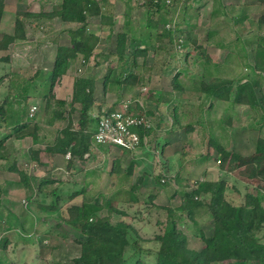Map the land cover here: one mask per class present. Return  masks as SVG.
I'll list each match as a JSON object with an SVG mask.
<instances>
[{
    "label": "rangeland",
    "instance_id": "374dc122",
    "mask_svg": "<svg viewBox=\"0 0 264 264\" xmlns=\"http://www.w3.org/2000/svg\"><path fill=\"white\" fill-rule=\"evenodd\" d=\"M130 1L131 3L129 2V5H126L125 2L123 3V0H107L108 8L102 11L101 17H88L84 36H92L94 39H100L99 41H101V43L97 48L91 47L85 43L78 44L71 42L69 33L80 27L78 23H66L56 17L52 20H47L45 18L32 20L26 19L20 15V13H51L59 9L61 0L4 1L6 9H4V13L0 20V104L5 100L16 103L20 95H22L27 97L26 104L29 109L32 106L36 107L34 119L28 118L29 120H33L29 122L27 128L17 130L16 133H33L34 131L31 125L33 123L40 124L44 120L46 121L45 129H42L40 135L43 134L47 137L50 135L48 130H46V126L48 124L52 129L54 127L53 123L48 119L49 115L47 112H51L52 109L50 110V108L54 109L55 105L54 100L48 101L45 95L49 87H51L50 93L54 95L55 99H57V97H59V99L60 97L68 99L73 85V79L77 77V66L80 67L82 61L85 59L84 55L90 53L88 58L90 61L88 65L89 71L87 70V73L94 69V63H98L92 75L96 77V80L98 79L95 88V96L96 100L99 99L97 102H103L100 111L114 107L116 105L115 103H118L119 100L124 98L136 97V95H139L137 93L140 89L146 88L147 92L146 94L143 92V99L148 109V115L156 118L159 114H155V112L163 108L166 109V112H164L166 116L171 117V121L174 123L173 126L163 119L164 122L160 124V131L154 133V140H156L158 137H162V134H159L162 129L165 130V128L167 129L171 126L175 127L172 113L171 115H169V113L173 111V107L176 104L171 102V100H174V97L177 95L175 98L177 102L181 103V106L184 102L185 106L181 107V116H177L179 118H177L178 123L181 126L179 129L175 130L172 147L170 149L171 153L175 155V158L178 160L186 161L189 154L198 155L204 152L205 158L208 159V161L217 164V160H221L222 156L218 153L215 144H223V150L230 154L227 161L221 162L220 165L217 164L222 169H227V172L224 174L228 176L227 180L224 181V178L219 179L224 181V192L225 187L229 190L232 188L235 189V187L238 189L240 187L239 189L241 192L238 191V194L241 193V198L237 197V202L234 206L239 207L244 204L246 195L255 193L254 190L256 188L263 189L258 195L262 200L261 206L264 209V154H257L255 152L257 139L259 136L264 135V128L260 131L254 130L252 127V119L255 114L247 106L236 105V111L230 113L229 109L232 108L231 100L235 92V87L231 90L228 101L219 102V100L216 101L213 99L216 104L210 102V105L208 98L199 92L200 82L208 83L216 77L230 79L233 81L234 86H236L239 81L240 83L244 82L245 78L250 81H254L258 78L257 74L253 71V50L256 47V40L259 38L260 27H254L252 29L250 27V30L248 29L249 31L245 30L243 35H238L239 40H236L237 36L235 37L234 33L227 32L223 29L225 23H227V21H224V15L220 14L218 10L212 15L216 7V2H214V0H211L209 3L207 2V9L204 10L205 13L203 12L204 14L203 16L201 15L202 17H200L199 14L196 15L193 11L190 12L192 8L191 5L187 9V15H179V19L181 20L180 24H182L180 27L186 25L182 30L188 34L187 36L185 34L181 36L182 41L186 37L189 39L188 44H185L184 48L180 45L182 49L179 51L176 47L177 43L174 40L173 42H169L167 35L160 27V20L166 21L167 16L163 15L157 17L154 14H149L144 8L138 6L135 1ZM121 9L122 11H119ZM210 10L212 12H209ZM117 12L123 14L122 17L119 16L114 18ZM16 14H19L18 18L24 25L23 38L13 40L12 36L14 35V20ZM198 20L200 22V30L197 25ZM114 21L117 22V26L121 31L125 30L123 28L126 26L127 30L131 31L132 35L137 37L147 36L149 37V43L153 44V52L148 51L144 57H136V64L141 74H144L146 69L150 70L151 75L146 86L140 82L137 86L133 85L125 89L112 86L109 87L106 92L102 90V82L100 79L105 73L103 69H105L107 63V52L110 46H112L111 50H113V45L116 42V35H113V38H111L112 35H106V27L111 26ZM236 26L238 25H234V27ZM216 28H219V30L214 33L213 29ZM195 29H197L196 35L194 34ZM207 29L211 30L208 33L209 40L215 45L210 49H203L202 45L199 44L200 40L197 38V35H199V33L208 35L205 32ZM219 31H221V35L217 33ZM155 35H160L162 41L156 42L154 39ZM128 41L129 35L126 37V43H128ZM192 41H194V43ZM58 47H63L68 50L71 57V67L65 74L57 76L52 84H50L48 78L53 70L54 55ZM140 49H143V47ZM113 51H115V49ZM215 55L223 64V67L220 69L219 67L213 68L216 65L213 61V59L216 58ZM3 58H7V60L4 61L2 60ZM120 62L121 65L126 63L124 58ZM112 63L113 66L116 64L115 61ZM176 72L179 73L177 81L179 87H181L180 91L173 90L170 85L171 79ZM258 81L259 84L254 87V92L256 98L264 105V74L259 75ZM24 88L26 91L25 93H23ZM155 91L159 92L157 99L154 98ZM172 92L176 93L173 94ZM47 104L50 105L49 109H46ZM225 108L229 109L226 110ZM75 112V110L68 112V115L59 121V125L63 127L68 123L72 129L78 128V125L75 124L79 118ZM184 126H191L194 132H185ZM178 130H180V132H176ZM8 131L12 133L11 130ZM5 135L9 134L0 133V138H6ZM53 136L54 135L50 138ZM162 140L163 138L158 141L159 144L162 143ZM47 142L50 141L47 140ZM28 143L30 146L29 148L26 141L17 142L15 143L16 146H14V144L9 145L5 141L0 145V155L4 152H11L10 148L13 147L15 151L22 154L21 157L24 158V160L27 159V156L29 159V151L33 149V146L30 144L31 142L29 140ZM23 153H25V155ZM9 155L10 154H8V156ZM119 155L120 154L116 152L107 155L106 166L107 164L110 166L112 159L119 157V161L122 160V166L126 167L127 162L131 159H128V156ZM156 157H158V161H162L159 163L160 166L167 165L162 152L157 153ZM46 159V155H39V163H36L37 166L35 168L37 171H34L35 173L38 172L37 177L41 176L46 171L53 170V167H55L53 166L54 164H62L61 162L64 161V159L62 160L60 157H57L55 161L53 160V162L47 164ZM154 160L155 157L151 159L152 162ZM99 161L100 158L93 157L92 165L91 163H89L88 166L84 163L81 165L76 163L75 167L70 169L65 177L64 175L62 176V174L61 176H56L58 178L64 177V179H72L71 182L59 181L56 185L43 187V192L45 194L47 193V197L44 199L46 201L45 203L56 205L57 210L48 213L45 211L37 212L35 210L33 215L29 217L32 218L31 220L24 219V232L19 229L16 232L6 234L10 240V244L4 250L1 249L0 246V264H73V259L78 257L80 253L79 245L76 242V238L80 235L66 222L68 217H70L69 208L72 205H81L84 201V197L95 194L101 182L104 181L102 179L106 178L107 175H101L100 179L96 180L94 184H87L85 185L86 188H83L87 180H83V174H80V172H85L86 168H89L87 171L95 170L96 164ZM181 163L183 162L181 161ZM141 164L146 165L144 163ZM142 165L141 168H144ZM149 165L150 171H152L151 175L153 177L156 176L159 173L160 166L156 164H148V166ZM22 167L29 173L30 170H28L27 166ZM180 168H182L183 172L184 169L182 164L181 167H179L178 162L170 167V177H172L174 173H178ZM184 168L187 169L186 166H184ZM123 171H125L124 168H119L113 178L111 177L113 180L110 182L111 187L110 189L108 187L107 193H111L112 191L117 192L119 188L123 190L121 189V181L118 180L121 177L123 178ZM166 176L168 175L166 174ZM135 178L137 177H133L132 174L131 178L127 180L133 183ZM183 180L182 186L189 187V182L191 181L188 179ZM77 181L79 182L78 186L76 185V183H78ZM53 187L61 191L57 194L58 196L66 195L68 196V200H66V196H64L62 200L55 202L56 196L50 193ZM159 187L162 186L159 185ZM149 188L150 186L137 190L134 193V196L137 197V203L134 202L135 204L127 200V196L129 195L124 191H121L116 196L113 194L114 197L110 205L115 211H109L107 206H103L104 208L102 207L101 211L98 212L99 217H109L111 224L123 223L128 227L127 239L129 244L123 251V257L126 261H134L137 258L142 262L153 264L156 259V252L159 248V243L157 242V245L154 239L156 236L161 235L165 228V226L160 227L157 223H160V225L164 223L167 224L168 220L165 222V218H176V216L167 217L165 211L163 212L157 209L159 206L155 204L154 200L149 199V193L152 192V190H150L151 188ZM190 188L187 189L188 192L192 191ZM83 189L84 194L74 199L70 198L73 193H77ZM146 189L149 191L146 192ZM170 189L175 190V188H171V186ZM33 193L36 194L37 198H42V195H39L38 192ZM14 195V200L8 201V203H10L9 205L12 206L14 211H19V213L25 215V207L23 206L26 204L27 209H30L28 208L29 202L25 197L22 199L21 193ZM25 196H27V193ZM178 199L179 198H175V202L172 204L174 207L173 209L177 208L179 205L177 202ZM205 199L208 201L209 196H202V200L198 197V200L202 202H206ZM229 200L231 202V199ZM101 202L102 201L99 200L98 205H100ZM86 203L90 206L96 204L94 199L87 200ZM201 210L207 212L206 207H203ZM177 212L178 211L175 210L174 214L178 215ZM199 214H202V212L199 211ZM207 216L208 214L200 215L198 219L202 220L207 218ZM246 221L252 222L255 235L264 243V214L259 215V213H256L252 218H247ZM197 229L198 227L193 226L191 223L188 225V228L185 227L181 229L187 234V238L189 237V247L192 249L196 247L193 233L199 235ZM3 236L5 235L0 233V244ZM133 243H136L137 246L140 247V250L142 249L140 253L135 247L133 248ZM142 245H144L143 248H141ZM142 252L146 253L142 254ZM18 257H20V259H18ZM213 264L257 263L226 260Z\"/></svg>",
    "mask_w": 264,
    "mask_h": 264
},
{
    "label": "trees",
    "instance_id": "16d2710c",
    "mask_svg": "<svg viewBox=\"0 0 264 264\" xmlns=\"http://www.w3.org/2000/svg\"><path fill=\"white\" fill-rule=\"evenodd\" d=\"M5 0H0V20L4 13ZM261 1V0H260ZM191 6L187 3L179 12L176 22L175 29L173 31L165 30L164 25L171 21L174 11L167 8L161 1L159 3L153 2V0H147L143 6L146 12L149 14H154L157 17L166 15L167 19L160 20L163 32L167 35L169 42L173 40H178L184 34L187 36L183 30H181V20L179 15H184L187 9ZM107 0H100L94 2L91 0H61L59 9L51 13H20L26 19L39 20L41 18L52 20L53 18H58L63 22H74L80 24V27L70 31V40L73 43H85L90 46H95L99 43L100 39H94L92 36L85 37L86 30V20L88 17L102 16V11L107 9ZM19 14H16L14 20V35L13 40L23 38V23L18 18ZM47 17V18H46ZM260 25H264V15H262L258 20ZM120 32L116 34L115 51L113 53H108L106 58V65L103 71L104 75L101 77L100 81L103 92H106L109 87L115 86L121 88L123 85L126 87H132L140 82L143 84L148 83L150 77V70L146 69L144 74H141L136 64V57H144L148 51H154L153 44L149 43V37L142 36L137 37L131 34V31ZM130 33V34H127ZM129 35V41L126 43V37ZM154 39L156 42L162 41L160 35H155ZM256 47L253 51V71L257 74L258 78L254 81H250L245 78V81L237 83L234 86L233 81L216 77L210 80L208 83H199V92L205 95L206 98H216L217 100L228 101L229 94L233 87H235V92L231 100L232 107L236 108V105H244L249 107L255 116L253 117L254 130L260 131L264 128V105L260 102L254 92V87L259 84V75L264 74V41L261 38H257ZM189 39L186 37L181 43V47L184 48L185 44H188ZM194 43V41H192ZM90 43V44H89ZM127 44V45H126ZM143 47V49H140ZM127 54V55H126ZM85 59L81 63L80 67H77L76 75L73 79L72 94L68 102L65 100L55 99L54 95L50 93L51 87L47 91L45 98L48 101L54 100L55 108H50L47 104L46 109L51 110L47 112L48 119L54 123L61 119L64 112H71L75 110L78 112V129L72 130L70 127L61 130L60 134L55 137L53 144L50 145L47 150L52 153L65 154L69 152L71 157H77L83 159V155L87 152L88 146L92 134L95 129V119L90 118V112L93 108H96L99 112L103 102L95 101V88L97 84L96 77L92 75L93 70L98 63H94V69L89 71L87 64L89 61L90 53L84 55ZM126 56V57H125ZM126 61L125 64L121 65L122 59ZM2 60L6 61L7 58ZM71 57L68 50L63 47H58L55 53V58L53 62V70L50 74L48 80L52 84L53 80L57 76H61L66 73L70 66ZM88 61V62H87ZM113 61L116 64L113 66ZM86 73V74H85ZM178 74L175 73L171 79V87L173 90L180 91L178 83ZM34 77V76H33ZM242 81V80H241ZM25 88L23 93H25ZM154 94V93H153ZM158 92L155 91V99L158 97ZM145 98V97H144ZM176 98V97H175ZM171 100V102L177 99ZM27 97L20 95V98L16 103H11L5 100L0 104V130L3 129H14L23 130L29 125L28 112L29 107L27 106ZM16 104V105H15ZM181 104V103H179ZM74 105H78L79 108L76 110ZM177 109L174 105L173 109ZM49 110V111H50ZM48 111V110H47ZM178 111V109H177ZM173 120L175 121L171 126V130H176L180 128L177 116L172 113ZM179 119V118H178ZM51 123V124H52ZM185 130L191 131V126H184ZM169 129V130H170ZM33 130H35L33 128ZM23 133V132H22ZM26 135V134H25ZM22 136H24L22 134ZM21 136V137H22ZM33 140L36 139L35 131L30 134ZM4 140L0 141L3 143ZM218 153L222 156L219 161H227L230 154L223 150V144H215ZM255 152L257 154H264V135L258 137L255 147ZM118 164V165H116ZM119 159H114L112 167L108 172L104 174L99 169H93L92 171L80 172L83 174V180H87L89 183H85L83 188H86L87 184H94L96 180L100 179V176H106L103 182H101L100 187L97 189L95 194L84 197V201L81 205L71 206L69 208V215L67 223L74 228L80 236L76 238V242L79 245L80 253L79 256L73 259V264H152L142 262L140 259H135L134 261H126L123 257L124 248L129 244L128 242V230L127 226L123 223H117L115 225L110 223L109 217H99L98 212L101 211L103 206H107L109 211H115L111 207V202L114 195H118L121 191L127 193V200L130 202L137 201L134 196L136 190L141 185V181L138 178L133 183L128 182L133 174V164H129V167L123 171L124 176L120 180L122 186L121 189L107 193V189L111 187V180L113 176L117 173L119 169ZM10 171H15L16 166L13 163L12 166L7 167ZM20 178V182L25 188L31 189L32 186H39L38 179L35 177H28L22 172H17ZM178 176V174H176ZM174 176L173 180L177 187L180 189V206L178 207L179 212H186L187 217L191 218L192 213L203 207L202 201L198 200L200 194L208 193L210 195V201L206 207L207 212L210 214L213 222V232L210 237H204L200 234L199 237L204 243V248L200 251H195L187 248V238L186 236L177 229L176 222L169 218L168 223L163 229V233L155 237V241L159 243V248L156 252V259L153 264H213L219 263L226 260H235L243 262H256L257 264H264V243H262L255 235V229L252 226V222H247V218H252L256 213L259 215L264 214V209L262 208V200L259 197V193L263 190L256 188L255 193H249L246 195L245 202L242 206L234 207L223 200L224 192V182H195L192 184V191H186L187 186H182L181 178ZM112 177V178H111ZM163 176L157 174L153 177L155 184H160L161 186H166L168 181L172 180L168 178L164 183L160 182ZM90 180V181H88ZM54 183V179L51 178L50 173H46L44 183ZM185 184V183H184ZM168 186V185H167ZM182 189V191H181ZM6 183L0 180V198L6 194ZM116 192V193H115ZM84 194V189L74 193L73 196ZM114 194V195H113ZM152 197H149L151 199ZM94 199L96 204L89 205L87 200ZM101 200V204L98 205V201ZM56 202V201H55ZM55 205H48L49 210H53ZM104 208V207H103ZM106 208V207H105ZM169 213H172L170 209H167ZM172 216V215H168ZM133 248L135 247L137 251L140 247L136 243H133ZM138 253V252H137Z\"/></svg>",
    "mask_w": 264,
    "mask_h": 264
},
{
    "label": "crops",
    "instance_id": "0c3cea01",
    "mask_svg": "<svg viewBox=\"0 0 264 264\" xmlns=\"http://www.w3.org/2000/svg\"><path fill=\"white\" fill-rule=\"evenodd\" d=\"M210 1L211 0H209V1L208 0H200L194 4H191L192 8H191L190 12L193 11V12H195L196 15L199 14L200 17H202L203 14L205 13L204 10L207 9V4ZM124 2L126 5H129V2L131 3L130 0H123V3ZM214 2H216V7L214 8V12H212L211 10L209 12H212V15H214V13L217 12V10H218L220 14L224 15V17H223L224 21L225 22L227 21V23H225V26L223 29H225V31H227V32L234 33L235 37L237 36L236 40H239L238 35H243L244 34L243 32L245 30H248V29L250 30V27H251V29L254 27H260L259 28L260 29L259 38H261V40L263 41V39H264V25H260L258 20L262 15H264V0H261V1L260 0H214ZM4 9H6V4H5ZM123 10H124V8H123ZM119 11H122V9ZM185 14L187 15V11ZM122 15L123 14H120V12H117V15H115L114 18L119 17V16L122 17ZM95 17L98 18V16H93L92 18H95ZM223 18H222V20H223ZM197 22H198V24H197L198 28L200 30L199 20ZM66 23H72V22H66ZM120 24H122V23H120ZM234 25H238V26L234 27ZM184 27H186V25L181 27V30ZM123 29H126V26H124ZM106 30H107L106 35H112L111 38H113L114 37L113 35H116L117 33L126 32V30L121 31L119 29L116 21H114L111 26L106 27ZM213 30H214V33H216V31H218L219 28H216ZM210 31L211 30L207 29L205 32H206V34H208ZM196 32H197V29H195V31H194L195 35H196ZM217 33H219V35H221L220 34L221 31H219ZM127 34H130V33H127ZM229 35H231V34H229ZM249 35H250V32H249ZM197 38L200 40L199 44L202 45L203 49H210L211 47H214V45H215L214 43H212L209 40V34L204 35L203 33L202 34L199 33V35H197ZM100 43H101V41L99 43H97V45L91 46V47L97 48L98 45H100ZM113 47H114L113 48V50H114L115 44L113 45ZM111 49H112V46H110V49L107 53H109V52L113 53L114 51ZM93 50H96V49H93ZM207 54H208V52H207ZM215 57H216V55H215ZM90 60H91V58H90ZM213 61L216 64L213 68L219 67V69H220L223 67L222 62H220L217 59V57L214 58ZM89 64L90 63H88L87 66ZM77 67H79V66H77ZM228 80H230V79H228ZM170 85H171V83H170ZM125 88H127V87L124 85L121 87V89H125ZM172 93L175 94L176 92H172ZM71 94H72V87H71L70 96L68 97V99L71 98ZM104 95H103V98H104ZM57 99H59V97H57ZM68 99H66L64 97H62V98L60 97V100H65L66 102L69 101ZM213 99L217 101L216 98H213ZM213 99H211V98L208 99L209 105L211 104L210 102L216 104ZM98 100L99 99L96 100V96H95V101L97 102ZM219 102H224V101L219 100ZM175 103H176V101H175ZM175 105H176L178 111L175 108L171 112L174 114V116H181V107L185 106L184 102L182 103V106L179 103H176ZM231 107H232V105H231ZM74 108L76 110H78L79 106L74 105ZM101 109H102V106H101ZM225 109L227 110L229 108H225ZM157 110H158V108H157ZM229 110H230V113H233L234 111H236V108L232 107ZM68 112L67 111L64 112L61 119L64 118L65 116H67ZM164 112H166V109H163V108H161L160 110L157 111V113L160 116L159 128H161L160 124L164 122L163 119L165 118V115H166ZM75 113L77 114V116H79L78 112H75ZM96 114H98V111L96 108H93L90 112V118L93 119V116H95ZM35 115H36V113H35ZM33 119H30V120L32 121ZM61 119L57 120L58 123H57V121L53 123V127H54L53 129H52V127H50L47 124L46 130H48V133L50 134L48 137L46 135H43V134L40 135V133L42 132V129L43 128L45 129L46 121L43 120L42 123H40V124L33 123L31 125V128H32V130H33V128L35 129V130H33V131H35V137H36L35 140H33V137L30 136L31 133L30 134L26 133V135L23 134L24 136H22V134H17L16 130H14V129L0 130V133L9 134V135H5L6 138H4V139H6V140L0 138V141L4 140V142L6 141L7 144H9V145L14 144V146H16L15 143H17V142L26 141V144L29 148L30 147L29 143H28V140H29L31 142L30 144L33 146V149H31V150L27 149L30 151H29V159L27 156L26 160H24V158L21 157L22 154L15 151L13 147L10 148L11 152L10 151L6 152V153L4 152L3 154L0 155V180L3 183H6V190H7L6 194L0 198V233L5 235V236H3V239H2L1 244H0L1 249H3V250L6 249V247H8L10 244V240L8 239V235H6V234L16 232L19 229L24 232L25 231L24 230V224H23L24 219L25 220L26 219L31 220L32 218H29V217H30V215H33L35 210L37 212L45 211L47 213L53 212L54 210L55 211L57 210L56 205H55L53 210H49L47 208V206L50 205L51 203H49V204L45 203L46 201L44 199H46L47 193L45 194L43 192V190H44L43 187L45 188L48 185H52V186L56 185V184H58L59 181L71 182L72 179H64L65 175L69 173L70 169L75 167L76 163H78L80 165L82 163H84V160L78 159L77 157H74V158L71 157L70 161L66 160L64 158L66 153L65 154H57V153L49 152V150H47V148L53 144L55 137L60 134L62 129L67 128V127H70L72 129V127L68 123L65 126L61 127L59 125V121ZM75 125H77V122ZM77 129L78 128L72 129V130H77ZM8 130H11L12 133H10ZM4 132H6V133H4ZM176 132H180V130H178ZM185 132L193 133L194 131L185 130ZM161 134H162V137H160L159 139L163 138V140H162L163 145L161 146L160 153L162 152L163 156L165 157L164 159L167 162V165L162 166L160 168L161 170L159 169L158 174H160L161 171H164V173L170 177L171 176V173L169 172L170 167H172L176 162H178L179 167H181V164H182L184 171L182 172V168H180L178 170V173H174V174L172 173L173 174L172 177L174 178V176H177L176 174H178V176H177L178 178H181L182 180L183 179L190 180L191 182H189V184L191 185L190 186L191 188L190 187L189 188L191 190L193 188L192 184L195 182H199V181H201V182H216V181H220L219 179H223V178H224V181L227 180L228 176L224 175L227 172V169L224 170L220 166H218L215 162L212 163V162L208 161V159L205 158L204 152H202L201 154H198V155L189 154L186 161L185 160H178L177 158H175V155H173L171 153V150H170L172 147V140L174 138L175 130H171V129L166 130V128H165V130H163V129L161 130L160 135ZM52 135H54V136L52 138H50ZM45 139H46V141H45ZM47 140H49L50 142H47ZM8 142H10V143H8ZM6 146H5V148L7 149ZM116 153L120 154V152H118V151H116ZM8 154H10V155L8 156ZM23 154L25 155V153H23ZM40 154L46 155L47 164L50 162H53V160L55 161V158H57V157H60L62 160L64 159V161L61 162L62 164H60V163H57V165L54 164L53 166H55V167H53V170L46 171L41 176L37 177L38 172L35 173L34 171H37L35 168H36L37 164L39 163V155ZM122 156H124V155H122ZM115 159H119V158H115ZM164 159H163V161H164ZM113 160H111L110 166H109V164H107V166L104 165L101 167L96 166V169H101L102 172L106 173L109 170V168L112 167ZM237 160H239V159H237ZM181 161L183 163H181ZM13 163L16 166L17 172H22L25 175H27L28 177L37 178L39 180L38 181L39 186H36V185L32 186V188H31L32 190L25 188L24 185L20 182V178H19L18 173L15 171L13 172V171H10L7 169V167L10 165L12 166ZM130 163L133 164V177L136 176L138 178V180L141 181V185L138 187V190L143 189V188H148V186H150L151 189L150 188L149 189L152 190V192L153 191L154 192L153 193L150 192L149 195H150V197H152L151 200H154L155 204L157 206H159L157 209H159L160 211H163V212L165 211V214L167 217H168V215H172L174 217L176 216V218L173 220L176 222L177 229L180 230L186 236V238H187V234L185 232H183V230H181V229L185 228V227L188 228V225L190 223L193 224V226L198 227L197 231L199 232V235L203 234L204 237H210L212 235L213 222H212L211 216L205 210L204 211L201 210L203 207L207 206L209 201H210V195L208 193H206V194L203 193L202 195L200 194L199 198L201 200H202V196H209V199H208V201H207V199H205L206 202H201L204 204L203 207L196 209L192 213V217L188 218L186 212H179L178 211V207L180 206V203H181V200L179 198L180 197V193H179L180 189L177 187V185L173 179L171 181L170 180L168 181V184H167L168 186L166 185V186L159 187L160 184L159 185L155 184L154 181L152 180L153 179V176L151 175L152 171H150V165L148 166V164L142 165L140 161L136 162V161L129 160L127 162V166L123 167L122 166V160H121V161H119V168H124V170H126L129 167ZM141 165L144 168H141ZM22 166H27L28 170H30L29 173ZM184 166H186L187 169H185ZM140 169H142V170H140ZM86 170H88V169H86ZM46 173L51 174V178L54 179V183H48L47 182V183L41 184L42 181L44 180ZM61 174H62V176L64 175V177H62V178L56 177L57 175L61 176ZM135 180L136 179H134L133 182ZM78 184H79V182L76 183L77 186H78ZM170 186H171V188L172 187L175 188V190H173V189L171 190ZM189 188H185L186 191ZM239 188L237 189V187H235V189L232 188L229 190L227 187H225V192H223V200L227 203L229 202L232 206H235L236 205L235 203L237 202V197L241 198L240 197L241 193L238 194V191H240ZM148 191L149 190L146 189V192H148ZM181 191H182V189H181ZM33 192H38V194L39 195L41 194L42 198H43V196H44V198L43 199L37 198L36 194ZM59 192H61V191L55 187H53L51 189V192H50V193H52V195L56 196L55 197L56 202L58 200H62L63 197L66 196V195L58 196L57 194ZM17 193H21L22 199L25 197L27 199V201L29 202L28 208H30V209H27L26 204H24V206H23V207H25V212H26L25 215L19 213V211H14L12 206L9 205L10 203H8V201L14 200L13 196H15L14 194H17ZM26 193H27V196H25ZM73 194L70 197L71 199H74L75 197L79 196V194L76 196H73ZM175 198H179L177 200L179 205L177 206V208L173 209L174 207L172 206V204H174ZM229 199H231L232 203L230 202ZM66 200H68V196H66ZM31 207H32V209H31ZM167 209H170L172 211V213H169L167 211ZM175 210L178 211L177 212L178 215L174 214ZM199 211H201L202 214H199ZM207 214H208L207 218H204L202 220L198 219V217L200 215H207ZM167 220H168V218H165V222ZM157 224H159L160 227H164L167 225L165 223L163 225L162 224L160 225V223H157ZM136 228H138V227H136ZM189 231H190V228H189ZM193 234H194L193 239L196 241L195 242L196 247H195V249H192L189 247V244H190L189 243V240H190L189 237L187 238V247L191 250L200 251L201 249L204 248V243L201 241L198 234H196V233H193ZM154 242L157 243L156 241H154ZM146 243H148V242H146ZM157 245H158V243H157ZM26 246H22V247H26ZM143 247H144V245H142L141 248H143ZM145 253L146 252H142V254H145ZM147 256H148V254H147ZM18 259H20V257H18Z\"/></svg>",
    "mask_w": 264,
    "mask_h": 264
},
{
    "label": "built area",
    "instance_id": "2783aa9c",
    "mask_svg": "<svg viewBox=\"0 0 264 264\" xmlns=\"http://www.w3.org/2000/svg\"><path fill=\"white\" fill-rule=\"evenodd\" d=\"M91 1L98 2L100 0ZM133 1L141 8H144L143 6L147 2V0ZM160 1L167 8L174 11L171 21L164 26L166 30L173 31L181 9L187 3L193 4L197 0H153L156 3ZM175 42L177 43V49L181 51L182 37L175 40ZM143 92L146 94V88L140 89L137 93L139 95H136V97L119 100L118 103H115L114 107L99 111L98 114L93 116V119L96 121L94 133L92 134L87 152L83 155L84 163L87 166L89 163L92 165L93 157L100 158V161L96 164L97 167L106 165L107 155L116 151L120 152V155L128 156V159H131V161H140L144 164H156L160 166L159 163L162 161H158L156 154L160 153L163 144H159V137L154 140V133L160 131V118L159 116L154 118L148 115V109L143 99ZM35 113L36 107L32 106L29 109L28 117L33 118ZM155 114L158 113L155 112ZM164 120L172 124L171 117L165 115ZM154 157L155 160L152 162L151 159ZM64 158L70 161L71 154L67 152ZM217 164H219V161H217ZM160 174L163 176L160 179L161 183H164L168 178L173 179V177L166 176L164 171H161Z\"/></svg>",
    "mask_w": 264,
    "mask_h": 264
},
{
    "label": "clouds",
    "instance_id": "9594fccd",
    "mask_svg": "<svg viewBox=\"0 0 264 264\" xmlns=\"http://www.w3.org/2000/svg\"><path fill=\"white\" fill-rule=\"evenodd\" d=\"M197 1H200V0H197ZM197 1H196V2H197ZM196 2H194V3H196ZM194 3H193V4H194ZM167 23H168V22H167ZM165 30H166V29H165ZM169 31H170V30H169ZM171 113H172V112H170L169 115H171ZM172 124H173V122H172ZM170 128H171V127H169V129H170ZM169 129H168V130H169Z\"/></svg>",
    "mask_w": 264,
    "mask_h": 264
}]
</instances>
